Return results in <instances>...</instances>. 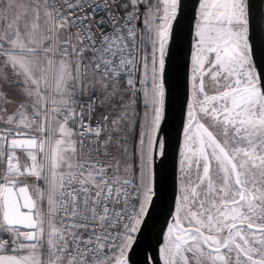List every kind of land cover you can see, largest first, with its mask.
<instances>
[{"label": "snow or ice", "instance_id": "1", "mask_svg": "<svg viewBox=\"0 0 264 264\" xmlns=\"http://www.w3.org/2000/svg\"><path fill=\"white\" fill-rule=\"evenodd\" d=\"M0 264H264V0H0Z\"/></svg>", "mask_w": 264, "mask_h": 264}]
</instances>
